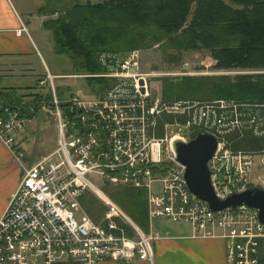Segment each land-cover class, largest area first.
<instances>
[{
	"label": "built area",
	"instance_id": "2783aa9c",
	"mask_svg": "<svg viewBox=\"0 0 264 264\" xmlns=\"http://www.w3.org/2000/svg\"><path fill=\"white\" fill-rule=\"evenodd\" d=\"M97 59L105 68L103 73L54 75L45 70L44 79L36 82L45 83L48 90L49 98L40 108L54 122L56 145L29 166H21L16 186L4 202L0 264L150 263L151 243L160 236L140 230L103 192L105 182L145 189L148 223L156 219L188 223L195 237L225 241L228 264H257L264 224L257 219L256 209L237 205L210 210L187 189L171 142L175 138L186 142L196 132L215 137L216 148L206 165L217 198L251 185L264 189V148L233 149L226 137L241 127L264 134V101L167 102L152 94L147 80L154 74L139 70L137 50L102 52ZM56 77H102L107 85L103 93L70 94L60 100L53 85ZM25 123L17 110L1 105L0 142L11 149ZM161 155L179 168L165 166ZM14 156L20 157L21 152ZM251 171L255 181L248 179ZM89 175L98 176L101 186H95ZM84 192L104 207L98 222L79 203ZM121 224L130 228V236Z\"/></svg>",
	"mask_w": 264,
	"mask_h": 264
},
{
	"label": "trees",
	"instance_id": "16d2710c",
	"mask_svg": "<svg viewBox=\"0 0 264 264\" xmlns=\"http://www.w3.org/2000/svg\"><path fill=\"white\" fill-rule=\"evenodd\" d=\"M92 1L71 0L72 3L59 8L61 0H45L39 12L45 16L42 27L50 32L53 51L69 60L72 74L101 73L104 67L97 59L99 52H126L158 42L161 50L174 49L178 56L185 51H204L218 68L264 70V0ZM54 13L57 15L51 16ZM85 80L92 93H103L106 89L105 78ZM201 80L209 81L212 91L201 94L181 91V88L198 91L196 85ZM29 95L31 100L24 101L14 87L0 88L2 105L17 110L24 118H29L34 108L49 98L48 93L39 91ZM160 96L164 101L217 98L264 101V72L166 77L161 79ZM234 134L229 133L231 138H235ZM232 143L235 149L258 150L264 148V135L244 131L243 138ZM101 189L140 230L147 232L145 189L106 182ZM79 203L92 221L100 220L104 207L90 192H84ZM121 225L130 236V228ZM256 258L257 264H264V239L257 242Z\"/></svg>",
	"mask_w": 264,
	"mask_h": 264
},
{
	"label": "crops",
	"instance_id": "0c3cea01",
	"mask_svg": "<svg viewBox=\"0 0 264 264\" xmlns=\"http://www.w3.org/2000/svg\"><path fill=\"white\" fill-rule=\"evenodd\" d=\"M44 5L45 0H0V74L4 75L1 78L7 76L20 79L30 78L35 71L33 58H37L44 69L48 71L40 49V46H43L39 40L41 34L38 32L50 34L42 27L45 16L39 13ZM21 26L25 28V31L21 29ZM36 31L40 35L37 38L32 35ZM52 52H54L53 47ZM21 86L23 85L13 87L17 93H21ZM5 87L0 85V88ZM3 102L4 100L0 96V106ZM35 112L26 118L25 129L16 137L15 144L11 149L0 142V212L6 198L16 186L19 159L24 155L20 141H26V138L34 131L35 125L29 120L34 118ZM43 118L45 123L53 121L46 112H44ZM54 145L44 155L50 152L55 147ZM18 152H21V156H14ZM44 155L41 154V156ZM166 222L170 221L156 219L147 224V232L156 231L160 236L151 243V246L153 245L151 262L137 260L131 264H228L225 258L224 240L195 237L192 235V229L188 223L173 222L176 224L165 227ZM100 264L123 263L104 260Z\"/></svg>",
	"mask_w": 264,
	"mask_h": 264
},
{
	"label": "rangeland",
	"instance_id": "374dc122",
	"mask_svg": "<svg viewBox=\"0 0 264 264\" xmlns=\"http://www.w3.org/2000/svg\"><path fill=\"white\" fill-rule=\"evenodd\" d=\"M77 1L84 2V0H77ZM90 1L93 2L92 0ZM69 3H72L71 0H61V3H59L58 5L59 8H63L64 5H67ZM56 15L57 14L54 13L51 16L54 17ZM38 32H40L39 34H41L39 40L40 42H42L43 46L41 45L40 49L43 55L42 57L44 63L48 71L50 73L57 75L72 74L73 71L71 69L69 60L64 55L56 54L52 52V40L50 34L48 32H44V33L42 31H38ZM39 34H37V31L32 33L33 37L35 38L39 37L40 36ZM120 39H122V37H120ZM158 43L148 48H136L132 50H137L138 52L139 70L144 73L152 72L154 74V76L150 77L147 80V83L150 85L152 94L154 92L160 98H161L160 96L161 79L166 77H178V76H196V77L210 76L211 77V76H219V75L231 76L237 73L247 74V73L264 72L263 69L251 70V69H238V68H228V69L218 68L215 66L216 63L215 60L204 51L201 50L185 51L182 52L181 56L180 55L178 56L177 52L174 49L166 48L165 50H161L160 47L158 46ZM102 52L111 53L112 51H102ZM33 64L35 71L33 75L30 76V78L20 79L14 76H7L0 79V85L6 87H13V86L17 87L18 85L20 86V84L23 85L21 86L22 92L20 94L23 96L22 98L24 101L31 100L32 96L29 94H31L32 92L39 91L42 94L47 93L48 90L45 83L41 86H38L36 84L38 80L44 79L45 69L37 58L36 59L33 58ZM103 69L104 70L101 73L105 71V68ZM209 83L210 82L209 81L207 82V80H201L200 84L196 85L198 91L195 90L194 92L188 91L186 90V88H181L182 89L181 91L191 94H201L205 90L212 91V89H210ZM53 85H54L55 94L60 100L68 97L70 94H74L80 97H88L90 95V91L87 86L86 80L85 78L82 77L79 78L56 77L53 79ZM217 99H222V98H217ZM178 100L208 101L206 99H201V100L178 99ZM178 100H173V101H178ZM173 101H167V102H173ZM240 101L247 103L263 102V101H255V100H240ZM30 109H32V105ZM34 111H36L35 112L36 114L33 116L34 118L32 120H29L30 123L35 125L34 131L30 134V136L26 138V141H20V146L24 150V155L21 156L19 160L20 163L25 166L32 164L34 161H36L41 157V154L44 155V153L47 152L50 147H52L54 144L56 145V131H55V125L53 126V121H50L49 123L44 122L43 117L45 111L41 109L40 106L35 107ZM168 121H171V117L169 118ZM210 131L214 132L215 134L217 133L214 128L210 129ZM244 131H249L254 136H260L254 133L252 128L245 129L241 127V128L233 129L230 132H228V135L231 132H236V134H234L235 138H231L230 135L227 137V139L230 141L229 145L231 148H233L232 142L243 138ZM237 149L253 150L251 148H237ZM161 159L165 162L164 163L165 166L170 167L172 169L179 168L178 165L175 164V161L173 159L163 158L162 155H161ZM254 161L255 163L252 164L251 170L255 168L254 172H256L258 169V167L256 166V162H258V158L257 157L254 158ZM20 163L18 164L19 170H18L17 180L20 176V169L22 166ZM254 172L251 171L248 178L249 180L253 178ZM89 179L94 183L95 186L99 187L101 185V182L99 180L100 178L98 176L89 175ZM111 185H116V184H111ZM174 224L176 223L166 222L165 227H169Z\"/></svg>",
	"mask_w": 264,
	"mask_h": 264
},
{
	"label": "water",
	"instance_id": "95a60500",
	"mask_svg": "<svg viewBox=\"0 0 264 264\" xmlns=\"http://www.w3.org/2000/svg\"><path fill=\"white\" fill-rule=\"evenodd\" d=\"M138 83L141 84V79ZM216 144L215 137L209 132H196L186 142L179 138L172 140L174 158L183 166L181 178L187 189L195 198L206 203L212 211L237 205L254 208L257 211V219L264 224V189L261 187L251 185L239 192H231L222 199L214 194L206 161L215 151Z\"/></svg>",
	"mask_w": 264,
	"mask_h": 264
},
{
	"label": "bare ground",
	"instance_id": "6f19581e",
	"mask_svg": "<svg viewBox=\"0 0 264 264\" xmlns=\"http://www.w3.org/2000/svg\"><path fill=\"white\" fill-rule=\"evenodd\" d=\"M101 186V185H100ZM153 223V222H152ZM186 224V223H185ZM153 246V245H152ZM142 262V261H141ZM124 264V263H123ZM131 264V263H130Z\"/></svg>",
	"mask_w": 264,
	"mask_h": 264
}]
</instances>
